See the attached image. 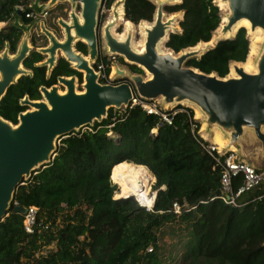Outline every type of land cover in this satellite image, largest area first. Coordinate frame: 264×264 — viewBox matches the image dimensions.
Here are the masks:
<instances>
[{
  "label": "trees",
  "instance_id": "obj_1",
  "mask_svg": "<svg viewBox=\"0 0 264 264\" xmlns=\"http://www.w3.org/2000/svg\"><path fill=\"white\" fill-rule=\"evenodd\" d=\"M31 1L0 0V22H8L0 30V52L5 47L16 52L23 26L33 22L25 16L36 11ZM35 1L43 5L48 0ZM114 1L106 0V8ZM17 6L23 7L21 15ZM154 10L150 0H124V17L134 24L151 21ZM166 11L183 12L180 32L171 33L165 43L174 52L209 41L220 23L213 0H181ZM38 40L31 36L35 49L22 61L30 73L11 84L0 100V117L12 124L28 109L20 104L24 96L41 99L39 88L51 87L59 76L75 75L81 81L64 58L47 74L40 64L45 55L36 50L45 43L39 45ZM248 45L240 28L233 38L219 41L187 65L224 77L230 62L245 61ZM75 48L87 53L82 42ZM129 69L142 73L135 65ZM163 112L169 113L170 124L139 104L110 107L100 122L60 138L54 158L13 192L7 216L0 221V264H167L159 231L168 224L180 230L178 264H264V186L241 193L235 205L225 203L220 168L199 143L206 142L197 134L193 110L177 105ZM129 163L145 167L155 179L151 210L132 195H114L112 172ZM241 183L242 175L236 174L233 189ZM14 201L38 209L33 233L24 231L23 214L13 210ZM173 203L179 205V214Z\"/></svg>",
  "mask_w": 264,
  "mask_h": 264
},
{
  "label": "water",
  "instance_id": "obj_2",
  "mask_svg": "<svg viewBox=\"0 0 264 264\" xmlns=\"http://www.w3.org/2000/svg\"><path fill=\"white\" fill-rule=\"evenodd\" d=\"M64 1L81 3L82 22L78 21L74 12L70 13V24L59 19L58 24L64 32L63 40L57 39L41 23L40 30L46 36L48 46L37 47L36 50L46 56L40 64L47 67V74L55 66L58 53L73 68L83 72V92L77 93L73 76H59L57 85L39 88L42 96L40 101L30 100L27 96L20 100V104L32 109L19 113L16 124L0 117V221L7 216L17 186L54 158L60 138L94 121L100 122L110 107H127L136 99L146 103L158 100L159 107L182 104L196 108L200 118L195 120L204 125L202 133L211 138L212 131L217 129L227 141L222 151L233 149L237 159L241 160V150L249 143L257 142L264 156V0H213L219 10L220 23L212 32V41L210 44L200 41L179 52L167 48L165 43L171 33L179 32L174 29L175 24L179 26L183 12L176 11L166 16L165 7L179 4L181 0H150L155 5L152 20H141L137 24L125 19L124 0H116L110 18L101 26V48L94 28L96 11L102 0H48L37 6L36 11L44 13L52 5ZM219 3H224L227 8L224 16H221ZM118 4L122 6L123 20L136 26L143 23L141 49L132 45V27H127L123 38L112 32L120 21ZM17 14L21 15L19 11ZM221 17L225 19L223 23ZM243 20L248 22L249 33L244 26L238 25ZM240 28L247 32V39L256 29L262 32V41L253 58V72L245 70L244 61L230 62L229 67L234 76L224 77L216 73H203L187 65L190 59L200 58L219 41L233 38ZM29 34L30 27L23 26V35L16 52L11 55L7 47L0 52V100L11 84L20 76L30 73L22 65L31 48ZM80 40L87 47V56L73 47V43ZM99 48L103 55L123 58L128 65L137 66L149 77L134 73L128 66L114 61L112 83H99L91 66ZM58 84L65 87L63 94L59 93ZM13 210L24 214L26 208L16 206Z\"/></svg>",
  "mask_w": 264,
  "mask_h": 264
},
{
  "label": "built area",
  "instance_id": "obj_3",
  "mask_svg": "<svg viewBox=\"0 0 264 264\" xmlns=\"http://www.w3.org/2000/svg\"><path fill=\"white\" fill-rule=\"evenodd\" d=\"M38 6H41L40 3H36ZM32 6V4H30ZM17 11L21 14L23 12L22 6L16 7ZM107 12L106 8V0H102L100 5V15L102 16ZM110 13V12H109ZM42 13H38L37 11H31L25 14L26 17L33 18V20H37V18ZM8 22H0V30L7 25ZM109 57L111 62L109 61ZM116 55H107L105 59L100 57L95 64L93 65V71L97 74V81L101 84H109L111 82V75L113 73V62L116 60ZM124 60L123 58H121ZM134 104H139L143 110L147 113H155L159 114L161 118L168 124L171 123V117L169 113H165L158 106H156L155 101L152 102H144L140 99L134 100ZM154 131V130H153ZM199 132H197L198 134ZM202 139L203 136L198 134ZM199 141V140H198ZM206 143L203 144L199 141L201 146L205 149V151L213 158L215 164L220 168V197L221 199L231 205H235L236 198L243 192L249 191L256 186L262 185L264 186V168L259 169L245 162L243 159H237V156L233 149H226L225 151L217 149L216 145L210 142L209 140H204ZM236 174L242 175V183L241 185L234 190L232 187L233 177ZM13 205L17 206V202H13ZM147 210H151L152 207H146ZM174 213H180V207L177 203L172 204ZM37 211L38 209L35 206H30L26 208L25 213L23 214L22 226L26 233L31 234L34 231L35 226L38 224L37 221ZM47 226H45L46 228ZM147 251H151L152 248H146Z\"/></svg>",
  "mask_w": 264,
  "mask_h": 264
},
{
  "label": "bare ground",
  "instance_id": "obj_4",
  "mask_svg": "<svg viewBox=\"0 0 264 264\" xmlns=\"http://www.w3.org/2000/svg\"><path fill=\"white\" fill-rule=\"evenodd\" d=\"M219 8H220L221 16H224V14L227 12V8L225 4L219 3ZM117 10L120 15L119 20L121 21V23L124 24L122 33L118 34V36L120 38L125 37L127 33V27H132L133 32L136 29H138L139 30L138 33H140L141 37L137 41L133 40L132 45L136 49H141L143 47V35H144V31L142 29L143 23H140L138 26H136L127 20H123L121 4L117 5ZM111 12H112V7H111ZM224 21H225L224 17H221V23H223ZM144 24L146 23L144 22ZM238 25L244 26L248 30L247 32L249 33V25L247 21L243 20ZM211 41L212 39L206 42L205 44H210ZM261 41H262V32L260 31V29H256L252 34H250L248 54L246 56V60L243 62V66L245 70L250 71V72L254 71V68L252 65L253 58L257 54L259 44L261 43ZM145 76L149 77V74L146 73ZM228 76H234V72L232 69L229 70ZM194 117L200 118V113L196 108H194ZM203 130H204V125L202 123L200 125V132L202 134L201 136H203L204 138H207L208 135L202 133ZM211 142L215 144L217 149L219 150H222V148H224V146L227 144V141L222 138L221 133L217 129H214L212 131ZM112 176H113L114 183L117 184L119 188V191H118L119 197H126L128 195H134L136 199L138 200L139 204L146 206L148 208L151 207L153 197H147L143 195L141 192L146 187V184L148 181L154 180V177L150 174V172L145 167L134 165L131 163L125 164L119 168L114 169L112 172Z\"/></svg>",
  "mask_w": 264,
  "mask_h": 264
},
{
  "label": "rangeland",
  "instance_id": "obj_5",
  "mask_svg": "<svg viewBox=\"0 0 264 264\" xmlns=\"http://www.w3.org/2000/svg\"><path fill=\"white\" fill-rule=\"evenodd\" d=\"M116 1V0H115ZM114 1V2H115ZM114 2L111 4V6H110V8H109V12L111 13V7H112V5L114 4ZM37 2L35 1V0H32L31 1V4H32V6H38L37 4H36ZM54 6H56V5H53L51 8H53ZM170 6H172V4L170 5ZM38 7H40V6H38ZM166 7H168V6H166ZM166 7H165V15L166 16H170L171 15V13H168L167 11H166ZM66 8L68 9V10H72V11H74L75 10V7L74 6H71L69 3H67V5H66ZM108 12V13H109ZM51 15H53L54 16V14H51ZM63 19H64V15H63ZM40 21H39V19L38 20H36V22L34 23V25H31L30 27V34H29V37L31 38V35H33L34 33H39V28H38V23H39ZM45 23V27L49 30V31H51L54 35H55V37L57 38V39H59V40H63V38H64V35H63V31H62V29L59 27V28H52L51 27V24L50 23H46V21L44 22ZM33 27H35V29L34 30H32L33 29ZM123 28H124V24L123 23H121V21H119V24L117 25V26H115L114 28H113V32L116 34V35H118V34H120V33H122V30H123ZM179 31L180 32V28H179V26H178V24H175V29H174V31ZM139 31L136 29L135 31H134V37H133V40L134 41H137V40H139L140 39V33H138ZM246 35H247V32H246ZM22 38V37H21ZM30 38H29V43H30ZM248 41H250V36L248 37ZM20 42H21V39H20ZM20 42H19V44H20ZM44 43H45V45H44ZM19 44H18V46H19ZM38 44L39 45H44V46H46V45H48V41L46 40V42H44V40H41L40 42H38ZM30 46H31V48H30V50H32V49H35L33 46H32V44L30 43ZM11 55H12V53H10ZM61 54L60 53H58L57 54V58L56 59H58L59 58V56H60ZM46 57V56H45ZM45 59V58H44ZM124 61V60H123ZM125 62V61H124ZM122 64V63H121ZM113 65V64H112ZM124 65V64H123ZM126 66V65H125ZM229 70H230V67H229V69H228V73H229ZM137 74H141V75H145L146 74V72H144L143 70H142V73H137ZM228 75V74H227ZM58 89H59V93L60 94H63L64 93V91H65V87L64 86H62V85H58ZM76 90H77V93H81V91L83 92V89H82V85H80L78 82H77V80H76ZM63 91V92H62ZM41 99H42V97H41ZM40 100V99H39ZM158 100H156L155 101V104H156V106H158V108H160V109H162V110H169V109H171V108H173V107H176V106H173V107H168V106H163V107H159V105H158ZM179 105H181V106H184V105H182V104H179ZM187 107V106H186ZM121 108H123V107H121ZM28 109H32L31 107H29L28 106ZM192 110H193V118L194 119H197L198 120V118H195L194 117V108L192 107L191 108ZM200 125H201V123H199V129H198V134H201L200 133ZM86 128V127H85ZM85 128H83V129H85ZM83 129H81V130H83ZM202 135V134H201ZM203 139L204 140H210L211 141V138H208V136H207V138H204L203 137ZM60 140V139H59ZM261 167L262 166H264V159H263V161H262V164L260 165ZM261 167H258L259 169H263V168H261ZM151 174V173H150ZM113 178V177H112ZM112 182H113V184L116 186V190H115V192H114V195H115V197L117 196V197H119L118 196V191H119V188H118V186H117V184H115L114 183V181H113V179H112ZM154 180H150V181H148L147 182V184H146V187L141 191L142 192V194L143 195H145V196H147V197H153L154 196V193H155V190H154V186H153V184H154ZM129 196V195H128ZM135 199H136V197L134 196V195H132ZM137 200V199H136ZM138 201V200H137ZM139 203V202H138ZM141 205V204H140ZM176 223V222H175ZM160 233H159V236H160V238H162V243H163V248H162V256H163V261H166V263L167 264H178L179 262H180V260H181V255H180V253L179 252H181V248H180V245H179V243H177L178 241H176L177 240V236H178V233L180 232V230H175V229H173V228H171V225H167V227L166 228H163L161 231H159ZM177 243V244H176Z\"/></svg>",
  "mask_w": 264,
  "mask_h": 264
},
{
  "label": "flooded vegetation",
  "instance_id": "obj_6",
  "mask_svg": "<svg viewBox=\"0 0 264 264\" xmlns=\"http://www.w3.org/2000/svg\"><path fill=\"white\" fill-rule=\"evenodd\" d=\"M67 3H69L71 6H74L75 7V10L74 11H72V10H68L67 8H66V5H67ZM54 5H56V6H54L53 8H49L46 12H44V13H42L38 18H37V20L39 19V23H38V28H39V33H34L33 35L34 36H36L37 38H39V40H38V42H40L41 40H43V37H45V39L47 40V38H46V36L41 32V30H40V24L41 23H43V25L45 26V21H46V23L48 24V23H50L51 24V27L52 28H61L62 29V31H63V28L58 24V20L59 19H62V20H64L67 24H70L71 23V17H70V13L71 12H74L75 13V15L77 16V18H78V21L81 23L82 22V18H81V15H80V11H81V3H79V2H77V3H75V4H71L70 2H68V1H64V2H61V3H56V4H54ZM110 8V7H109ZM109 9H107V12L106 13H104L102 16L100 15V5L98 6V9H97V11H96V25H95V34H96V38H97V41H98V44H99V47L101 48V38H100V33H101V26H102V24L108 19V18H110V16H111V13H108L109 11H108ZM51 14H54V16L53 15H51ZM63 15H64V19H63ZM36 22V20H33V22L32 23H30V24H28V26L30 27L31 25H34V23ZM31 28V27H30ZM46 28V27H45ZM35 29V27H33V29L32 30H34ZM47 29V28H46ZM31 30V29H30ZM48 30V29H47ZM51 32V31H50ZM52 33V32H51ZM53 34V33H52ZM54 35V34H53ZM63 35H64V32H63ZM32 36V35H31ZM55 36V35H54ZM48 41V40H47ZM78 42H82V43H84L83 42V40H80V41H77V42H74L73 43V47H74V49L76 50V48H75V46H76V44L78 43ZM85 44V43H84ZM46 46H48V45H46ZM46 46H41V47H46ZM99 48V52H98V54H97V56H96V58L94 59V61L93 62H91V66L93 67V65L95 64V62L100 58V57H103L104 59H105V57H107V55H103V53L101 52V49ZM77 51V50H76ZM77 52H80V51H77ZM81 53V52H80ZM82 55H84V56H87V53L86 54H83V53H81ZM110 55V54H109ZM59 58H62V57H60L59 56ZM58 58V59H59ZM58 59H57V61H58ZM57 61H56V63H57ZM109 61L111 62V60H110V57H109ZM114 61H116V62H118L119 64H121L122 63V61H120V57H118L117 56V58H116V60H114ZM126 65V66H128L129 67V65L126 63V62H124L123 61V63L121 64V65ZM56 65V64H55ZM71 65V64H70ZM71 67H72V65H71ZM73 68V67H72ZM73 69H75V68H73ZM76 70V69H75ZM77 72H79L80 73V75H81V81H79L78 80V77L77 76H75V75H71V76H65L66 78H70V77H74L75 78V80H77V82L80 84V85H82V84H84V80H83V75H84V73L83 72H81V71H78V70H76ZM54 85H57V83L56 84H54ZM58 85H60V84H58ZM65 92V91H64ZM27 110V109H26Z\"/></svg>",
  "mask_w": 264,
  "mask_h": 264
},
{
  "label": "crops",
  "instance_id": "obj_7",
  "mask_svg": "<svg viewBox=\"0 0 264 264\" xmlns=\"http://www.w3.org/2000/svg\"><path fill=\"white\" fill-rule=\"evenodd\" d=\"M211 142V141H210ZM242 159L255 166L256 168L261 167L264 156L261 153L260 146L257 142H251L241 150ZM261 168H264L262 166Z\"/></svg>",
  "mask_w": 264,
  "mask_h": 264
},
{
  "label": "clouds",
  "instance_id": "obj_8",
  "mask_svg": "<svg viewBox=\"0 0 264 264\" xmlns=\"http://www.w3.org/2000/svg\"><path fill=\"white\" fill-rule=\"evenodd\" d=\"M36 101H40V100H36Z\"/></svg>",
  "mask_w": 264,
  "mask_h": 264
}]
</instances>
